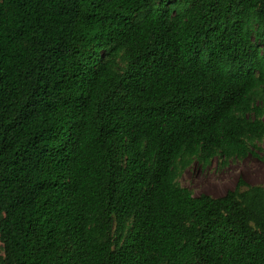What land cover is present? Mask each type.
Returning <instances> with one entry per match:
<instances>
[{
    "label": "trees",
    "instance_id": "trees-1",
    "mask_svg": "<svg viewBox=\"0 0 264 264\" xmlns=\"http://www.w3.org/2000/svg\"><path fill=\"white\" fill-rule=\"evenodd\" d=\"M263 47L264 0H0V264H264V188L177 184L264 139Z\"/></svg>",
    "mask_w": 264,
    "mask_h": 264
},
{
    "label": "rangeland",
    "instance_id": "rangeland-1",
    "mask_svg": "<svg viewBox=\"0 0 264 264\" xmlns=\"http://www.w3.org/2000/svg\"><path fill=\"white\" fill-rule=\"evenodd\" d=\"M255 145L252 154L231 159L223 166L219 165L218 159H213L207 166L193 161L180 172L177 184L189 190L194 197L207 195L212 198L222 197L227 191L233 190L238 180L248 186L264 188V139ZM0 257H3L1 243Z\"/></svg>",
    "mask_w": 264,
    "mask_h": 264
}]
</instances>
